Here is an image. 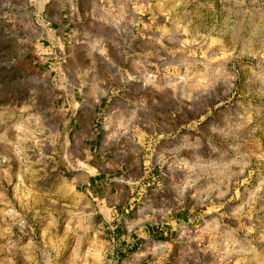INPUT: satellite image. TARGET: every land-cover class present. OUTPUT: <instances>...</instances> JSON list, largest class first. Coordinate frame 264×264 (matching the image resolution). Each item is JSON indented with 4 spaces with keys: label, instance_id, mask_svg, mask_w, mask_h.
<instances>
[{
    "label": "rangeland",
    "instance_id": "1",
    "mask_svg": "<svg viewBox=\"0 0 264 264\" xmlns=\"http://www.w3.org/2000/svg\"><path fill=\"white\" fill-rule=\"evenodd\" d=\"M86 171L171 231L160 264H264V0H0V264H121Z\"/></svg>",
    "mask_w": 264,
    "mask_h": 264
},
{
    "label": "crops",
    "instance_id": "2",
    "mask_svg": "<svg viewBox=\"0 0 264 264\" xmlns=\"http://www.w3.org/2000/svg\"><path fill=\"white\" fill-rule=\"evenodd\" d=\"M63 21L64 18L61 20V25ZM93 83L91 86L98 85V83L95 85L96 82ZM77 86H82V84H77ZM85 93L91 95L92 90H87ZM82 105V101H73L68 104L67 109L72 112L74 122L82 113ZM90 109L102 110L96 105L90 107ZM100 112L97 114L102 115ZM79 130L84 135L82 137V148L85 158H91V154H94L95 159L113 161L121 167H127V160L132 157V150L130 148L121 149L116 144L115 137L111 136L114 133L108 134L105 129L98 130L92 128V125L81 127ZM118 160L122 161L118 163ZM91 164L95 163L91 162ZM91 164L90 167H92ZM84 165L86 164L84 163ZM79 176L81 177L79 183L84 185L91 200L95 201L99 209L105 213L104 218L115 237L112 238L116 248L115 258H119L121 264H137L146 258H151L154 264H160L166 261L167 258H181L179 254L176 255L178 245L174 244V241L171 243L165 241L168 231L171 234L170 230L148 222L147 216L142 215L141 212L137 214V217L135 214L131 216V213H129L132 201L136 200L135 203H137L142 196L135 197L137 193L133 195V192L121 190L120 184L114 177H110L109 171L98 173L86 171L79 174ZM79 176H77V179ZM126 183L133 184V180L126 181Z\"/></svg>",
    "mask_w": 264,
    "mask_h": 264
}]
</instances>
